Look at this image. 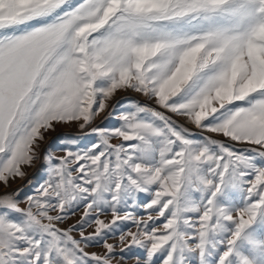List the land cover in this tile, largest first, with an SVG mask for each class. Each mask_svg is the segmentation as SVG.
I'll return each instance as SVG.
<instances>
[{"label":"snow or ice","instance_id":"1","mask_svg":"<svg viewBox=\"0 0 264 264\" xmlns=\"http://www.w3.org/2000/svg\"><path fill=\"white\" fill-rule=\"evenodd\" d=\"M37 160L0 264H264V0H0V184Z\"/></svg>","mask_w":264,"mask_h":264},{"label":"rangeland","instance_id":"2","mask_svg":"<svg viewBox=\"0 0 264 264\" xmlns=\"http://www.w3.org/2000/svg\"><path fill=\"white\" fill-rule=\"evenodd\" d=\"M125 95L130 96V97H134L138 101H144L145 100V97H143L137 93H134V92L118 93L117 99H119V97L125 96ZM106 114H107V110L105 113H102L100 116H98L96 118V120L93 123V126L101 125V121L104 119V116ZM173 119L178 120L181 124H185L187 127H189L190 129L195 131V126L191 125V124H187L183 117L173 116ZM101 126H104V125H101ZM84 131L88 132V131H90V129H85ZM62 132L63 133L80 134V129L75 124L67 125V126H60L56 129L55 133H50L48 135V137H46L45 143H47L51 139L52 136L56 135L57 133H62ZM209 135H213L215 138H221L222 139V137H218V136H216V134L209 133ZM115 142L116 141L113 140V143H115ZM237 147H243V145L238 144ZM54 151H55L56 155H63L62 151H56V150H54ZM25 171L28 173V176L26 178H24V179L17 178L15 180L10 181L7 188H5V186L3 184H0V193H3L5 191L6 192H13L15 190L23 188V191L21 192V205H20L21 207L26 206L23 203V197H24V195L27 194V190L29 187L27 181L29 179H32L33 176H39V174H40V161L37 160L36 162H34L32 167L26 168ZM82 212H83V208L79 209V211H77L74 216H70L63 224H60L59 227H67L69 224L74 223L77 219H79ZM121 214H123V213H121ZM153 215H155V213H153ZM101 218L106 219V220H110L111 219V213L107 212ZM158 227H162V224L158 225ZM89 230H91V229H89ZM132 230L133 231L136 230L135 226H132ZM77 235H78V233H77ZM117 241H118V236L110 238V240H109L110 243H115ZM118 247H122V245H118ZM86 250L89 252H93V251L102 252L103 251L102 247H100V246L89 247ZM113 264H135V256H132L131 258H128L126 260L121 261V257L119 255H116L115 257H113Z\"/></svg>","mask_w":264,"mask_h":264}]
</instances>
